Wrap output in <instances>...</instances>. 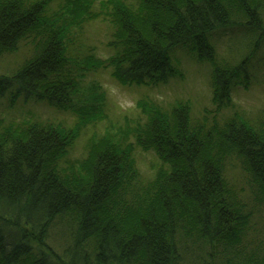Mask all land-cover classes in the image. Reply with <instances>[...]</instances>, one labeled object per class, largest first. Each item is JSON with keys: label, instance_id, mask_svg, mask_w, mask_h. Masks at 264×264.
Returning a JSON list of instances; mask_svg holds the SVG:
<instances>
[{"label": "trees", "instance_id": "obj_1", "mask_svg": "<svg viewBox=\"0 0 264 264\" xmlns=\"http://www.w3.org/2000/svg\"><path fill=\"white\" fill-rule=\"evenodd\" d=\"M95 1L0 0V58L29 48L20 67L0 74V98L67 106L77 87L72 68L94 67L76 62L84 52L72 54L68 43L101 18L113 54L98 67L111 66L123 83L160 84L175 77L170 51L183 46L211 62L218 106L249 82L252 54L218 66L213 38L237 32L253 50L264 44V0H107L98 12ZM99 114L80 110L68 132L0 120V264H264L263 121L236 116L205 129L187 105L145 108L135 141L163 168L142 183L131 145L109 132L63 166L80 127ZM235 171L250 198L231 181Z\"/></svg>", "mask_w": 264, "mask_h": 264}, {"label": "rangeland", "instance_id": "obj_2", "mask_svg": "<svg viewBox=\"0 0 264 264\" xmlns=\"http://www.w3.org/2000/svg\"><path fill=\"white\" fill-rule=\"evenodd\" d=\"M105 1L107 0L95 1L96 12L100 11V2ZM109 34L110 26L101 18L86 24L81 37L70 38L68 49L72 54L75 50L84 52V54L80 53L79 57H75L76 62L82 67L93 63L94 67H87L84 72H75L72 68L77 87L74 98L67 106L55 108L45 103L34 102L33 99L26 100L24 97L12 96L8 98L6 95L0 98V120L7 123L38 121L68 132L82 119L79 115L80 110L90 106L97 107L103 114H99L94 123L83 124L80 127L81 133L77 135L73 147L68 150L62 162L63 166L82 158L91 137L94 135L100 137L109 132L123 144L131 145V157L137 172L136 180L142 183L151 181L157 171L163 168L153 152H145L135 141L136 130L139 129L136 126H143L147 122L144 117L145 108L157 106L162 109H172L187 105L192 122H198L205 129L211 128L216 123L221 126L225 121L236 116H242L253 124H257L259 120L264 122L263 43L253 50L252 41L249 42L237 32L230 35L231 40L213 38L214 62L218 66L232 67L244 56L252 54L247 62L249 82L247 81V85L240 83L234 85L237 87L231 90L230 101H223V104L218 106L212 100L211 62H199L183 46L172 47L170 51V61L176 71L174 78L164 83L148 85L120 82L112 75L111 66L107 68L97 66L98 63L107 61L113 54V51L106 47V42L110 40ZM28 50L29 48L26 49L23 45L19 52L1 56L0 74L9 76L20 67L29 56ZM90 54H93L92 58L86 59ZM101 104L103 110L99 109ZM239 173V171L231 172V181L241 191L240 193L250 198L246 180ZM250 205L252 206L253 203L251 202Z\"/></svg>", "mask_w": 264, "mask_h": 264}]
</instances>
